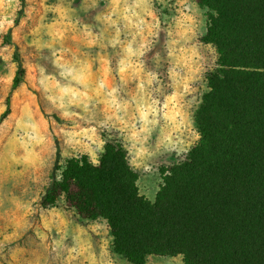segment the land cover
Here are the masks:
<instances>
[{
	"label": "rangeland",
	"instance_id": "1",
	"mask_svg": "<svg viewBox=\"0 0 264 264\" xmlns=\"http://www.w3.org/2000/svg\"><path fill=\"white\" fill-rule=\"evenodd\" d=\"M22 10V11H21ZM198 0H0V264H131L102 219L41 198L56 165L108 140L128 151L141 194L199 136L194 116L217 54ZM11 40L12 43H9ZM15 48L25 68L12 90ZM146 264H185L149 256Z\"/></svg>",
	"mask_w": 264,
	"mask_h": 264
},
{
	"label": "trees",
	"instance_id": "2",
	"mask_svg": "<svg viewBox=\"0 0 264 264\" xmlns=\"http://www.w3.org/2000/svg\"><path fill=\"white\" fill-rule=\"evenodd\" d=\"M198 2L208 11L201 41L215 48L216 67L194 116L199 138L161 170L155 198L140 193L117 140L105 142L97 162L83 154L56 165L41 198L43 207L62 199L80 218L104 220L114 253L131 264L149 256L264 264V0ZM14 60L12 90L25 77L17 48ZM9 113L8 98L0 124Z\"/></svg>",
	"mask_w": 264,
	"mask_h": 264
}]
</instances>
